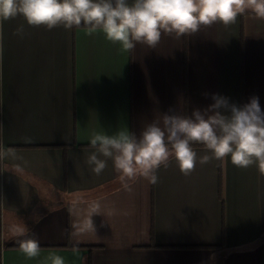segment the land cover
Listing matches in <instances>:
<instances>
[{
	"label": "crops",
	"instance_id": "1",
	"mask_svg": "<svg viewBox=\"0 0 264 264\" xmlns=\"http://www.w3.org/2000/svg\"><path fill=\"white\" fill-rule=\"evenodd\" d=\"M213 94L241 106L256 96L264 111V19L250 10L128 52L83 26L0 24V264H264L255 164L212 160L185 177L172 159L157 184L139 177L127 191L111 159L100 175L86 163L94 133L139 138L163 114L204 111ZM29 238L40 244L31 259L19 249Z\"/></svg>",
	"mask_w": 264,
	"mask_h": 264
},
{
	"label": "clouds",
	"instance_id": "2",
	"mask_svg": "<svg viewBox=\"0 0 264 264\" xmlns=\"http://www.w3.org/2000/svg\"><path fill=\"white\" fill-rule=\"evenodd\" d=\"M249 10L264 19V0H0V24L22 16L28 26L46 30L83 26L88 35L99 30L128 52L137 44L156 48L162 33L180 38L216 23L230 26ZM14 34L23 38L24 25ZM212 99L214 103L207 109L194 110L190 116L163 114L148 123L139 138L128 130L115 135L94 133L90 140L94 151L86 163L100 175L111 159L127 191L139 177L157 184L158 170L167 168L172 159L185 177L197 163L226 158L242 169L255 164L264 175V111L259 98L253 96L242 106L218 94ZM194 143L203 145L204 155L198 156ZM7 155L0 151V159ZM19 249L29 259L40 255L39 241L34 238L20 240ZM48 260L65 264L59 255H50Z\"/></svg>",
	"mask_w": 264,
	"mask_h": 264
},
{
	"label": "trees",
	"instance_id": "3",
	"mask_svg": "<svg viewBox=\"0 0 264 264\" xmlns=\"http://www.w3.org/2000/svg\"><path fill=\"white\" fill-rule=\"evenodd\" d=\"M192 146H193V149L194 148H204L203 145H201L199 143H194Z\"/></svg>",
	"mask_w": 264,
	"mask_h": 264
}]
</instances>
